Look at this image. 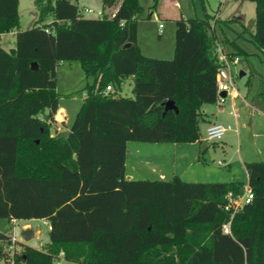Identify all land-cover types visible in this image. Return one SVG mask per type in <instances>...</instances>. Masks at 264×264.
Instances as JSON below:
<instances>
[{
    "label": "trees",
    "instance_id": "trees-1",
    "mask_svg": "<svg viewBox=\"0 0 264 264\" xmlns=\"http://www.w3.org/2000/svg\"><path fill=\"white\" fill-rule=\"evenodd\" d=\"M199 1L201 17L174 21L170 59L141 52L139 0H102L109 11L101 17H83L73 0H34L37 17L25 30L17 12L6 13L17 8L0 12V40L16 31L14 47L0 42V219H44L51 227L42 248L19 242L13 256L3 248L8 234L0 232V260L264 264V161L244 165L253 197L233 215L230 233L222 230L230 217L225 196L242 194L244 182L125 177L128 141L200 139L202 107L217 101L216 27L223 33L239 24L248 34L241 39L264 54V0H240L254 3L251 29L238 18L208 14L206 0ZM227 41L228 57L250 55L237 40ZM73 60L84 73L85 97L68 131L52 133L56 68ZM129 76L133 95L121 96ZM109 84L114 91L103 94ZM165 100L178 112H164Z\"/></svg>",
    "mask_w": 264,
    "mask_h": 264
},
{
    "label": "rangeland",
    "instance_id": "rangeland-1",
    "mask_svg": "<svg viewBox=\"0 0 264 264\" xmlns=\"http://www.w3.org/2000/svg\"><path fill=\"white\" fill-rule=\"evenodd\" d=\"M142 6V12L137 21L139 24L138 42L141 47L142 53L146 56L166 58L170 59L173 56L174 47V21L183 15L202 16L203 10L199 0H139ZM80 10H84L85 7L90 8L92 12L84 13L83 17H101L104 12L102 9V0H73ZM15 4V7L13 5ZM206 11L210 15H217L221 19L238 18L251 29L250 20L254 17V3L252 1H240V0H206ZM13 8H17L16 11ZM13 10L6 12V10ZM7 10V11H8ZM0 12L13 13L17 12L20 17L19 30H25L33 25L34 20L37 17L34 0H0ZM149 16V17H148ZM52 17L47 18V22H50ZM213 22V20H211ZM162 23V27L158 26ZM230 28H225L223 33L216 27V40H215V53L219 54L218 48L223 50V53H229L232 47L227 40H237V42L248 51L256 50L255 46L242 39L248 37L247 32H243V27L237 23H231ZM242 38V39H241ZM15 34L5 35L2 39L1 45L7 49L9 46L14 47ZM260 53V52H259ZM261 58L264 59L262 53ZM258 55H240V62L236 66L237 72L242 68L249 67L246 75L237 77L236 85L240 88L249 87L251 93L264 90V62L258 58ZM56 90L60 93L59 107L66 111V120L72 123L76 112L78 111L81 101L83 99V92L80 89L85 83L84 73L78 63V61H62L56 68ZM263 82V83H262ZM113 89V85L109 84ZM121 96L130 97L132 93V78L129 76L124 79L121 86V90L118 92ZM61 118V117H59ZM61 120V119H60ZM53 131L57 130L58 133H66L68 125L57 121L54 118L52 122ZM205 124H202L201 130L203 139ZM59 129V131H58ZM56 132V133H57ZM224 138V137H223ZM206 140L202 144H206ZM211 147L216 148L215 151L209 152L205 156L206 162L200 165H192L191 172L194 173L190 181L198 182H215V181H228V180H241L246 181V171L241 163H238L236 159L231 163V167L226 164L227 152H231L230 147H224L220 141L211 142ZM222 163L219 164L217 161ZM23 225H25L23 227ZM31 229L37 231V235L29 240L24 241L29 243L35 248H42L45 242L48 241V229L47 225L40 219L33 220H16L11 222L6 219H0V229L6 234L15 232L17 237H22L21 232L23 229ZM62 257V256H60ZM60 257L55 260L54 264H59ZM0 264H10L0 260ZM62 264H78L74 261L63 260Z\"/></svg>",
    "mask_w": 264,
    "mask_h": 264
},
{
    "label": "crops",
    "instance_id": "crops-1",
    "mask_svg": "<svg viewBox=\"0 0 264 264\" xmlns=\"http://www.w3.org/2000/svg\"><path fill=\"white\" fill-rule=\"evenodd\" d=\"M115 9L116 7H113L111 12H114ZM180 16L188 18V16L183 15V13ZM9 33L14 35L16 31ZM9 33L1 34L0 42H2L3 37ZM138 33L139 24L137 23L136 41L141 50L138 42ZM10 48H12V46H9L6 50ZM248 52L252 55H258V58L260 60L262 59L264 62V59L261 58L257 49ZM262 55L264 56V54ZM248 71L250 72V69L246 65V68L239 70L237 77L246 75ZM237 77L235 78L236 93L234 95H226L225 93L224 100L222 102L216 101L213 104H205L202 107L203 113L206 114V121L200 124L199 140L190 143H150L128 141L126 144L127 153L125 160V177L127 179L168 180L174 175H177L182 180L190 181V176L194 175V173L191 172V166L194 164L200 165L201 163H205V156L209 154L208 151L212 153L216 150L213 146L211 147L210 141L206 138L203 139L201 130L202 124H205L203 130L205 132L207 125L212 122L231 125V130H229L221 140L223 143L222 150L224 151L223 148L225 146L230 147L229 149L231 150V152H227V150L225 152L227 155L226 164L229 168L231 167V163L234 159H236L238 163H241L244 169L246 162L264 161V90L251 93V89L249 87L242 89L236 85ZM84 97L85 93L83 92V99ZM54 118L57 121H62L63 124L70 126V122L66 120V111L62 107L58 108ZM68 129H66V131H68ZM56 132L57 130H55V133ZM204 140H206V144H202ZM242 182L247 184V179ZM40 220H42L43 223L47 222L44 219ZM24 226L25 225H23V227ZM0 232L6 234L1 229ZM33 232L35 237L37 235V231ZM63 260L64 259L60 257L59 264H62Z\"/></svg>",
    "mask_w": 264,
    "mask_h": 264
},
{
    "label": "built area",
    "instance_id": "built-area-1",
    "mask_svg": "<svg viewBox=\"0 0 264 264\" xmlns=\"http://www.w3.org/2000/svg\"><path fill=\"white\" fill-rule=\"evenodd\" d=\"M90 12H92V10L89 8L81 10L82 15L84 13ZM158 26L161 28L162 23H159ZM217 50L219 51L218 58L222 62V66L217 70L215 75L216 94L217 101L222 102L224 100V96L220 95L221 92H225L226 95H234L236 93L235 78L238 75L236 65L239 62L240 58L237 55H235L233 58H230L227 56V53H223V50L221 48H218ZM111 90V86L107 85L105 89H103L102 93L107 94ZM229 130H231V125L229 124L212 122L205 128V138L211 142L220 141ZM217 163L221 164L222 162L218 161ZM252 197V190L247 184L244 185L242 194L234 195L230 191L226 194V204L224 206V209L230 213V217L229 220L222 226V230L224 233H230V224L233 215L241 210L245 204L249 203ZM10 221L15 222V219H12ZM44 224L47 225L48 230L51 228L48 222H44ZM8 236V240L3 243V248L10 256H13V254L20 249L19 242H24V240L22 237H17L15 232L8 234ZM11 264L14 263L11 262Z\"/></svg>",
    "mask_w": 264,
    "mask_h": 264
},
{
    "label": "water",
    "instance_id": "water-1",
    "mask_svg": "<svg viewBox=\"0 0 264 264\" xmlns=\"http://www.w3.org/2000/svg\"><path fill=\"white\" fill-rule=\"evenodd\" d=\"M33 66H35V65L33 64ZM220 95L225 96V92H221ZM162 105L164 107V112L168 109H173V110H175V112H178V108L172 100H165L162 103ZM21 236H22L24 241H29L33 238L34 232L31 229H25L24 228L21 232Z\"/></svg>",
    "mask_w": 264,
    "mask_h": 264
}]
</instances>
